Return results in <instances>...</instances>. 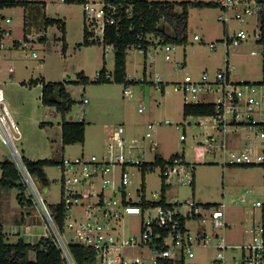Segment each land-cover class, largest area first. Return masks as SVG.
<instances>
[{"label": "rangeland", "instance_id": "1", "mask_svg": "<svg viewBox=\"0 0 264 264\" xmlns=\"http://www.w3.org/2000/svg\"><path fill=\"white\" fill-rule=\"evenodd\" d=\"M42 1L47 4L46 13L49 17L61 18L66 23V51H63V42L60 40L63 34L58 25H54L46 36L43 29H34L32 40L24 41L22 8L0 10V40L4 42L3 48L0 49V87L22 131V139L18 141L22 154L32 160L49 158L55 161L63 155L76 157L81 153L102 157L107 153L109 136L115 126L125 124L124 126L128 127L136 124V134H129L127 128L124 133L128 143L132 139L138 140V148L133 149L129 156L152 161L158 152H162L165 158L184 153L187 160L195 166V183H184L180 181L179 176L171 178L174 184L167 190L168 201L183 202V210H186V202L193 197L200 204L211 203L218 206L225 203V219L230 224L222 232L230 245L225 250L226 264H241L243 251L239 246L251 239L249 230L255 224L264 222V164H231L230 153L251 149L253 156L264 154V138L261 136L264 130V101L257 109L261 113L259 121L263 123L237 127L249 144L237 148L229 146L225 152L222 141L223 135L227 133L216 129L212 118H185L183 105L186 100L174 90V86L176 82L184 80L186 75L199 78L204 72H208L213 77L223 67L226 59H230L233 81H261L264 78L262 57L260 54H251L252 50L262 48V43L255 41L252 34L257 18L251 17L243 22L232 18L225 23L219 19V14L223 11L220 6L190 7L187 43H171L174 49L170 51L172 59L168 61L165 58L166 44L159 42L160 37L149 34L147 37L153 45L149 47L147 58L143 51L135 46L128 49L127 76L135 82L125 85L114 80L113 46L98 42L83 44L86 22L84 4L66 3L63 0ZM7 17L12 19V23L5 21ZM226 28L229 34L243 28L249 31L251 37L241 45L227 47L223 40L226 38ZM90 29L95 30L94 34L101 37L99 28ZM195 34H198L201 40H196ZM41 37H47V42H43ZM211 42L216 43L215 49L210 47ZM104 68L110 75V81L95 82L97 73ZM81 73L88 77V82L81 79ZM66 80L69 81L66 84L67 90L75 103L65 119L86 122L84 143L64 145L61 113L56 107L42 103L44 82ZM162 83L164 91L161 88ZM261 87L259 86L260 89ZM126 88L131 95L124 92ZM258 91V96L261 97L263 91ZM84 98H88L89 102L83 103ZM197 99L210 102L214 100L200 93L195 97L190 95L187 101L195 102ZM141 107L143 111H140ZM149 122L156 125L161 122L152 131V138L158 141L156 149L151 148V139L143 138L148 131ZM235 128L231 127L229 133ZM181 135H184L185 139H181ZM211 136L215 137V141L210 146L208 143ZM201 151H205V155H201ZM13 158L11 149L0 139V162ZM119 166H116L114 174L118 172ZM191 166H187L189 173L192 171ZM128 169L133 172V182L127 186V190L132 193L134 201L140 199L138 189L142 190L143 182L147 198L159 199L157 197H160L162 183L160 167L149 171L145 178L137 166L130 165ZM45 171L50 185H39L40 191L47 205L57 204L62 198L60 181L57 180L60 174L56 164L46 166ZM183 178L187 181V177ZM17 194L16 189H0V221L7 232V241L16 243L22 238L36 244L41 238L55 240V232L32 187L28 186L26 190V196L33 201L31 205L19 203ZM243 198L246 199L245 202H242ZM257 201H260L262 206L256 205ZM70 212L72 216L86 215V211L80 207H75ZM140 219L141 215H127L124 218L125 235L139 232ZM188 226L194 227L195 221L188 220ZM63 237L69 241L68 234L63 233ZM217 240L213 237L210 243L196 244L193 247L194 257H186L185 261L179 264H213L217 255ZM127 254L130 257L142 255L149 260L151 252L148 248H134L127 250ZM32 259H35L34 254ZM73 261L67 257L65 264H74Z\"/></svg>", "mask_w": 264, "mask_h": 264}, {"label": "built area", "instance_id": "2", "mask_svg": "<svg viewBox=\"0 0 264 264\" xmlns=\"http://www.w3.org/2000/svg\"><path fill=\"white\" fill-rule=\"evenodd\" d=\"M218 4L223 10L219 14V19L225 23H228L232 18L239 22L251 17L257 18L252 34L255 41L262 43V48L252 50L251 54L261 55L264 74V42L260 19V12L264 9V0H220ZM115 9V7H107L104 2L89 1L84 4L85 20L94 29L99 28L101 37H103L106 23H114L112 12ZM5 21L11 23L12 19L7 17ZM226 32V38L223 40L227 47L241 45L251 37L249 31L243 28L233 34H229V30L226 28ZM98 36L100 35L98 34ZM194 38L201 40L198 34H195ZM3 46L4 42L0 40V49ZM210 47L215 49L217 45L215 42H211ZM173 49L174 45L166 44V60L172 59L170 51ZM33 55L36 56L35 53ZM228 56L229 51L227 52ZM99 77L98 72L96 80ZM162 84L161 88L164 91V83ZM244 88L246 89L244 90ZM258 89V84L246 81L237 82L231 79L230 59H226L223 67L213 77L208 72H204L199 78L186 75L184 80L176 82L174 86V90L184 96L185 103L194 102L192 100L188 102L187 99L190 95L195 97L200 93L214 99L211 102L215 104L216 114L205 118H212L213 126L226 133L231 127L263 123L255 118L257 109L264 101V91L259 97ZM124 92L131 95L127 88L124 89ZM88 101V98L83 99V103ZM196 102L210 101L197 99L194 103ZM140 111H143V107L140 108ZM168 122L167 120L166 123ZM159 124L161 122H158L157 125L154 122H149L148 131L143 136L144 139H151V148L154 149L158 147V141L152 138V131ZM125 131L124 125L114 127L109 136L107 153L102 157L81 153L76 157L63 155L57 161L56 167L60 174L57 180L60 181L62 197L60 202L63 201L67 209L64 228L60 232L37 182L25 164L24 155L18 146V141L22 139V131L6 103L4 91L0 87V139L11 149L14 156L13 161L41 202L56 235V239L53 241L66 258L73 261L69 246L74 243L91 247L96 253V262L99 264H179L184 262L186 257H194L193 247L196 244L210 243L214 237L218 240L215 246L217 255L213 264H226L225 250L230 245L222 232L230 224L225 219V203L208 208L204 204L197 203L193 197L189 202H186V210L182 208L183 202L166 200V204L162 203V186L173 185L171 178L179 176L181 177L180 181L189 185H193L195 181V166L185 158L184 153H178L171 160L167 158V163L158 166L161 169L162 183L160 197L157 193L155 196H158L159 199L147 198L145 182H143L142 190L138 189L140 199L134 201L132 193L127 190V186L133 182L131 176L133 172L131 171V173L128 167L130 165L137 166L142 172L143 178L154 169H143L144 164L151 161L129 156L133 149L138 148V140L132 139L128 143ZM225 136L223 135L222 148L227 152L229 146L226 140L224 141ZM261 136L264 138V130ZM181 139H185V136L181 135ZM214 141L215 137L211 136L208 144L211 146ZM204 152L201 151V155ZM142 157H144L143 153ZM230 157L231 164L264 163V154L253 156L251 149L241 152L232 151ZM2 162H0V180L4 175ZM117 165H120L119 170L114 174ZM188 165H192L190 173L187 170ZM183 177H187V181ZM245 201L246 199L243 198L242 202ZM256 205L262 206V203L257 201ZM75 207L83 208L86 215L72 216L70 211ZM127 215H141L138 233L125 235L123 221ZM190 219L195 221L194 227L188 226ZM63 233L69 235V241L65 240ZM249 233L252 235L251 239L239 246L243 251L241 264H264V222L255 224ZM134 248H148L151 252L149 260H146L142 255L130 257L127 250ZM73 263L76 264L75 261Z\"/></svg>", "mask_w": 264, "mask_h": 264}, {"label": "trees", "instance_id": "3", "mask_svg": "<svg viewBox=\"0 0 264 264\" xmlns=\"http://www.w3.org/2000/svg\"><path fill=\"white\" fill-rule=\"evenodd\" d=\"M66 3L85 4L89 0H63ZM107 7H115L112 12L114 23H106L103 37L96 36L95 30L90 29L91 25L85 22L84 42L83 44L103 43L113 46L115 53V71L114 80L118 83L129 85L135 80L128 79L127 76V54L132 46L142 49L145 55L153 43L147 37L154 34L160 37V43L165 44H185L188 41L189 8L190 7H214L219 6L218 2L210 1H150V0H103ZM23 7L25 11V37L32 33L33 29H46L49 26L58 25L62 32L63 51L67 49L65 22L61 18L49 17L46 13V2L39 0H0V10L4 8ZM262 21L264 42V9L260 12ZM42 41L45 37H41ZM98 83L110 81L109 74L104 68L99 72ZM81 79L88 82V77L81 73ZM66 80L58 82H44L42 89V103L46 106H55L61 113L63 120L62 142L64 145L84 143L86 137L87 124L85 121H68L66 115L71 111L75 101L68 92ZM145 82V80H144ZM264 79L253 84H262ZM216 114L215 104L212 102H190L184 103L183 115L207 117ZM45 123H42L44 125ZM178 155L174 154L170 160ZM25 164L29 172L34 177L38 186L50 185V179L47 176L45 167L56 164L53 159L32 160L24 156ZM168 162L167 158L158 153L155 159L145 163L144 170L148 168L162 166ZM4 171L3 179L0 180V189H16L19 203L33 204L32 199L26 196L28 184L16 163L13 160L6 159L2 162ZM264 164V163H263ZM40 187V186H39ZM41 190V189H40ZM167 185L162 186V203L166 204ZM205 207L216 206L211 203H205ZM53 220L60 232L63 231L66 206L62 201L57 204L48 205ZM7 232L3 223L0 221V264H65L67 258L62 250L49 238H41L36 244L20 239L16 243L7 241ZM71 256L76 264H95L96 253L88 246L74 244L69 246ZM34 254L35 259H32Z\"/></svg>", "mask_w": 264, "mask_h": 264}, {"label": "crops", "instance_id": "4", "mask_svg": "<svg viewBox=\"0 0 264 264\" xmlns=\"http://www.w3.org/2000/svg\"><path fill=\"white\" fill-rule=\"evenodd\" d=\"M46 7H47V4H46ZM14 8H17V7H14ZM19 8H22V10H23V27H22V32H23V37H24V41L25 40H32V36H34V32H35V30L33 31L32 30V33H30V34H28V36H26L25 37V26H24V22H25V11H24V9H23V7H19ZM12 23V22H11ZM66 24V23H65ZM1 25L4 27V25H3V23L1 22ZM52 27H54V25L53 26H49L48 28H46V29H43L44 30V35L46 36V34L48 33V31L52 28ZM65 27H66V25H65ZM14 29V28H13ZM40 30V29H39ZM84 30H85V28H84ZM66 36V35H65ZM47 37H45V39L43 40V42H47V39H46ZM67 41V40H66ZM20 42H21V40H20ZM108 46H111V45H108ZM150 51H148L147 52V54L149 53ZM145 57L147 58L148 57V55H145ZM127 62H126V68H127ZM264 79V78H263ZM262 79V80H263ZM259 86H262L261 87V89L259 88V90H262V91H264V82L262 83V84H258ZM67 87V86H66ZM263 88V89H262ZM89 102V101H88ZM87 102V103H88ZM55 107V106H54ZM261 113L259 112V111H257L256 113H255V118H257V120H260L261 118V115H260ZM122 125H125V124H122ZM125 127V126H124ZM126 128H127V130L129 131V134H136V132L135 131H137V129H138V127H136V124H131L130 126H128V127H125V130H126ZM61 130H62V127H61ZM226 143L228 144V146H230V147H234V148H237L238 146L239 147H242V146H245L246 144L248 145L249 143H248V141L247 140H245L244 138H243V135L239 132V130H238V128L236 127L235 129H233L232 130V133H227V135H226ZM157 154V153H156ZM158 154L159 155H161L162 157H164L165 158V156L162 154V152H158ZM202 155H205V154H202ZM154 157H155V155H154ZM185 158H186V155H185ZM154 159V158H153ZM187 159V158H186ZM201 162H203V161H201ZM195 183V182H194ZM193 183V184H194ZM172 187V185H169V186H167V190L169 189V188H171ZM167 190H166V193H165V195H166V200H168L167 199ZM205 204V203H204ZM6 231V230H5ZM26 241V240H25ZM28 242V241H27Z\"/></svg>", "mask_w": 264, "mask_h": 264}]
</instances>
